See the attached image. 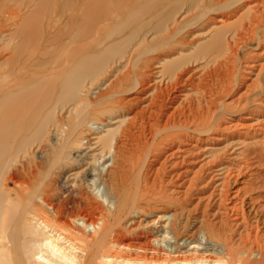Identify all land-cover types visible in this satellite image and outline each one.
<instances>
[{
    "label": "bare ground",
    "instance_id": "obj_1",
    "mask_svg": "<svg viewBox=\"0 0 264 264\" xmlns=\"http://www.w3.org/2000/svg\"><path fill=\"white\" fill-rule=\"evenodd\" d=\"M32 2L28 0L27 3ZM57 2L37 0L31 8L21 0L18 6L20 12L14 15L19 17L16 56L6 59L0 71V264H27L30 243L36 239L31 217L54 229L66 227L67 238L85 252L84 255L74 254L79 264H97L102 252L111 243L133 245L128 243L129 240L125 243L129 231L123 228V223L132 212L183 205V199L190 194L176 189H173L175 194L169 192L175 175L183 178V172L173 173L177 168L173 169L172 163H168L169 157L176 153L173 149H179L186 141L199 139V135L214 133L217 129L232 136L224 139L225 144L221 147L212 145L210 158L205 161L209 172L200 167L195 171V177L189 178L186 188L191 191L192 187L204 183L202 186L212 184L213 189L206 202L195 207L202 208L200 216L193 215L194 209L182 206L186 209L179 214L184 215V221H171L175 239L170 246H176L173 252H177L179 240L192 238L198 229L197 234L202 232L205 239L210 238L223 245L224 258H217L221 264H264V233L260 235L259 231L264 215H255L251 221L255 226L254 233L247 228L239 231L232 229L231 225H239L240 222L231 225L226 222L228 229L223 231L215 220L205 219L209 218L207 215L215 206V211L210 214L215 218L222 208L225 215L237 210L244 213L245 196L239 188L234 190L232 198L240 200H232V205L224 203L232 194L229 189L231 180L237 181L244 170L247 173L250 170L249 176L254 178L246 180L243 186L254 189L264 185V172L255 168L264 159V149L256 148L251 152L252 156L244 154V135H248L249 131L240 130L245 125L264 132V118H257L251 123L239 121L246 119L240 113L260 107V102L257 106L252 105L263 97L264 82L259 83L261 90L254 91V94L245 90L229 105L222 101L220 109L213 107L212 103L215 86L229 82L231 90L239 83L241 74L237 69L229 70L228 66L236 60L242 41L250 43L255 40L254 16L246 14L248 22L244 24L229 23V18L213 24L209 12L223 10L226 15L235 9L233 4L238 6L241 3L240 0ZM244 6L247 10L253 8L245 3L240 5V9ZM26 8L31 9L30 16L23 15ZM183 8L184 11L195 12L191 24L208 17L205 27L208 38L195 45L188 54L177 48L176 56L161 58V52H153L167 47L190 24L176 19ZM61 20L63 24L59 23ZM149 31L159 36L156 44L150 43ZM11 35L13 37L14 33ZM245 37L246 40L243 39ZM171 43L166 52L168 56L175 48L173 41ZM200 58L205 59L202 70V64L197 63ZM155 59L161 63L154 66L158 69L152 72L158 74V78L146 86L150 81L145 68ZM120 66L115 78L92 96L91 86L100 82L108 71ZM224 72L229 75L227 80H224ZM259 76L258 72L255 81ZM189 85H196L198 98L184 104L187 94L182 93ZM131 90L134 94L127 97L125 93ZM207 93L208 98L203 96ZM140 94H147L143 98L149 103L135 110L132 116L124 117L133 103L143 96ZM178 101L176 106L171 105ZM169 107H173L170 112ZM64 110H67L68 116L60 123ZM226 113L232 117L227 124H223ZM103 117L117 118L112 120L115 125H109L102 133L97 132L90 138L99 145L100 157L106 153L111 155L109 167L105 171L98 169V179L103 183L105 195L112 206H103L93 196L82 205L73 201L69 194L61 196L63 191L57 188L56 179L63 168L75 163L71 152L83 145V128L92 120L103 121ZM50 128L61 133L56 143L51 140ZM257 143V140H252L248 146ZM35 148L43 149L41 158L36 156ZM181 149L190 151L189 148ZM227 154L233 155L231 160L226 158ZM239 156L240 160L233 161ZM181 160L185 162V156ZM154 162L159 165L155 166ZM179 163L175 164L176 167ZM260 177L263 178L262 184L254 181ZM72 201V206H68ZM256 206L251 205V213L264 211V203ZM96 210L100 211L98 218L102 219L98 228V222L91 216ZM80 211L91 214L83 216V219L90 220L85 223L87 226L95 227L93 234H88L73 222V214L80 215ZM160 249L164 250L163 247ZM255 253L256 258L252 257ZM74 256H69L73 263ZM164 258L171 262L176 260L170 254ZM180 261L188 262L185 259Z\"/></svg>",
    "mask_w": 264,
    "mask_h": 264
},
{
    "label": "rangeland",
    "instance_id": "obj_2",
    "mask_svg": "<svg viewBox=\"0 0 264 264\" xmlns=\"http://www.w3.org/2000/svg\"><path fill=\"white\" fill-rule=\"evenodd\" d=\"M36 1L37 0H33L32 3H27L28 0H24V2H26V5H29V7H31V5L33 6L36 3ZM20 2L21 0H0V71L2 70L3 67L2 63L6 59H9V57L14 58L16 56L15 45L17 43V38H18L16 29L18 27L19 17L14 15L20 12L19 11L20 8L18 7ZM62 2L63 0H58L57 3L62 4ZM240 2L241 3H239L238 6H236L237 3L233 4V6H235V9L229 13L227 12L226 15L224 14L223 10L209 12L208 14L213 24H217L218 22H221L222 19H226V18H229L228 19L229 23H233L235 25H238L240 23L244 24L248 22V19L245 18L246 14H248L249 16H254V20L256 22V28L254 30L256 37L255 40H252V42L250 43H245L242 41L243 43L242 42L240 43L236 60L234 61L233 59L235 57H233L232 58L233 61L230 62L228 66L229 70L233 71L234 69H237V71L241 74L239 77L240 78L239 83L233 86L231 90L229 89L230 87L229 82L224 85L218 84V86H215L214 92L216 93H214L213 95L212 103H213V107L219 109L222 101H224L229 105L236 99L238 94H240L245 90H248L247 92L248 93L250 92L251 94H254V91L256 92V90L260 91L261 88L259 86V83L261 84V82H264V0H240ZM245 3H248L249 6L253 8L251 10H247L246 7L244 6L243 8L240 9V5ZM45 10H47V8ZM184 10L185 9L183 8L181 12L176 16L177 21H182L183 24L194 21L195 12L189 10L184 11ZM24 11L25 12L22 11L23 15H29V13H31V9L29 8L24 9ZM207 19L208 17L207 18L204 17L199 21H196L192 24L190 23L184 29H182V32L172 40L173 44H175L174 45L175 48L170 51L172 52L171 56H168V53L166 52L170 44H172L171 43L172 41L168 43L167 47H165L163 50L159 52L154 51L153 53L159 54L161 52L162 53L161 58L167 57L169 59L172 58L173 56H176L177 50L179 49H182V51H184L183 54H188L189 51H191L195 47V45L208 38V34H206L205 32L206 31L205 27L207 26ZM59 23L63 24L62 20L59 21ZM12 33H14L13 37L11 35ZM147 34L149 36L148 38L150 43L156 44L159 41L158 39L159 36L152 35V31H149ZM249 34H247V36H249ZM243 39L246 40V37ZM173 52L175 54H173ZM163 60L160 59V61ZM204 60H205L204 58H200L197 61V63L202 64ZM150 63H151L150 66L145 68V74L146 75L148 74L147 75L148 80L150 81V83H147L146 86H149L151 82H153V80H156L155 78H158L157 77L158 74H152V72L158 69V68H154V66H159L161 64L159 61H156V59L154 61H151ZM121 66L119 68L115 67L111 71H108L106 76H104L100 82L91 86V91L93 92L92 96H95L100 90L104 89L107 86L106 84L109 83L111 79L113 80L115 78ZM203 68H205V66H203L202 64L200 70H202ZM258 72L260 73L259 76L260 78L258 79V81H255L256 74ZM199 74L200 73L196 74L195 77L198 76ZM227 78H229V75H225L224 72V80H227ZM195 81L197 82L198 80ZM192 86L193 85L186 86L185 88L188 89L183 91L182 93V94H187L188 97L184 99L185 100L183 102L184 104L187 103L186 101L189 102L193 100V98L195 100L198 98L196 96L197 95L196 85H194L193 88ZM253 86L256 87H254L253 90H251ZM82 93L85 94L84 92ZM208 93L206 95L203 94V96L204 97L207 96L208 98L209 97ZM261 93H264V91ZM125 94L128 97L134 93L133 90H131L126 92ZM140 95L143 96L142 97L140 96L139 100L133 103V105L131 106V110L130 111L128 110V113L124 115V117L128 118L132 116L135 110H139L142 107H145L147 103H149L148 99L143 98L144 95L147 94H140ZM181 99H183V97ZM259 102H260L259 108L255 107L251 109L250 112L246 110L244 113H240L246 119L243 120L241 119L239 121L244 123H251V122H255L257 118L259 119L264 118V115L262 114V110L264 109V94L263 97L253 102L254 104L252 106L255 105L257 106ZM178 103L179 101L176 103H171V105L176 106ZM172 110L173 107H169L168 112ZM60 116L61 119H59V122L62 123L64 122L65 117L68 116L67 110H64ZM231 117H232L231 114L226 113L225 118L222 119V123L227 124L228 120H230ZM233 117L238 118V116H233ZM115 119L111 117H107V118L103 117V121L92 120L89 124H87L85 128H83L85 130L84 131L85 138L83 139V145L73 149L71 152L72 158L73 160H75V163L71 166H67L63 168L61 174L56 179L58 180L56 181L57 188L60 189V192L63 191L61 196H66L69 194L73 201L75 200V202L77 201L79 203H82V205H84L85 204L84 202H87L89 198L93 196L97 198V201L103 203V206H107V204L108 206H112V202H109L107 196L105 195V187L103 183L100 182L98 179V169L101 168L103 171H105L109 167V164L112 161L111 155L110 153H106L107 155L105 154L104 157L103 156L100 157L99 145L93 143L94 139L90 138L91 137L90 135H96L97 132L102 133L105 128L110 127L109 125L114 126L115 123H112L113 122L112 120ZM240 130L241 132L246 130L249 131L248 135H244V137H246L245 144L243 147L244 154H250V156H252L251 152H254L256 148L258 150L264 149V137H262L264 135V132H262V130L256 131L254 128H252V126L247 127L245 125L244 127H240ZM49 131H50L49 135H51L52 142L56 143V141L61 137V133L58 131L57 133L56 130L53 128H50ZM225 132L226 133H223L222 130L217 129L214 131V133L213 132L205 133V134L203 133L201 134V136L200 135L198 136L199 139H192L186 141L185 143L180 145L179 149L177 147L173 149L176 150V153L175 155L169 157L170 161L168 163L169 164L172 163L173 169L177 168L173 171V173H176L178 171L183 172L182 174L183 178L175 175L174 183L173 185H171L172 187L169 186L171 187V191L169 192L175 194V191L173 192V189H176L181 193L183 192L185 193V191H188V193L190 194L183 199L184 201L183 205L180 204L179 206L178 205L166 206V204H159L162 205L163 207L166 206V208L156 207L155 209L147 210L144 212L143 211L135 212V213L132 212L123 223L124 226L123 228L129 231L128 234L126 235L128 238L125 240V243L128 242L129 240L128 243H132V244L134 243V244L131 246L128 245L125 246L124 244L120 245L116 243L115 244L111 243V245L109 244L102 252L101 256L98 258L97 264H128V263L129 264H221L219 259L217 258L218 257L224 258L223 245L221 243H216L212 241L210 238L205 239L204 237L206 236L202 232L197 234L196 232L198 231V229L195 230L192 238H189L185 241V238L183 237L179 240V245L177 246V250H178L177 252H173L176 246L174 245L170 246V244L174 243V239H175L173 232L171 231V225H172L171 221L173 223L184 221V215L179 214L180 212H183L186 209V208H182V206L184 207L186 206L189 209L190 208L194 209L193 211L194 216H200V214L203 213L202 208L200 209L199 207L198 209H196L195 207L196 205L202 206L206 202L207 195L209 194V192L212 191L213 185L209 184L204 187L202 186L204 183H200L198 187H192L191 191H189L186 188L189 183V178L195 177L196 174L194 173L200 167L201 169L204 168L207 172H209L207 170L208 164H206L205 161L210 158L209 157V154L211 153L210 148L213 147L212 145H216L214 147H221L222 145L225 144L224 139H226L229 136H232L231 134L228 136L229 132L227 131ZM234 138H238V137H233L232 139ZM241 139H243V137H241ZM252 140H257L258 143L254 144V146L252 145L248 146L249 142H252ZM181 148L183 149L189 148L190 151L187 150L183 151ZM231 149L229 151H232ZM42 151L43 149L39 150L38 148H35V154L38 158H41L44 155V152ZM169 152H171V150H169ZM227 155L228 156H226V158L229 157L228 160H231V157L233 155L232 154L231 155L227 154ZM184 156L187 160V161L185 160V162L181 160L182 158H184ZM237 158L238 159L233 161H238L241 159L240 156ZM66 159L68 158L66 157ZM154 163L155 166L159 165V163L157 162ZM177 163H179V165H177L176 167L175 164ZM255 168L257 169V171L261 170L262 172H264V159L259 161L257 163V167ZM244 172L245 170L240 174V178L237 181L233 182V180H231L232 183L229 185V189L232 194L230 195V198L224 202L225 204L232 205L233 204L232 200L239 201L240 199L236 197L232 198V196L234 195L233 193L234 190L239 188L242 196H245V202L243 204L244 213H242L241 210H237L232 212L229 211V214L225 215L223 213V210L225 209L222 208V210L218 212L217 217L215 218L214 215H210L212 214V212L215 211L216 209L215 206V208H213V211L211 209V212L207 215V217L209 218L205 217V219L208 220L210 219H212L213 221L215 220V222H217L220 225V227H222L223 231L228 229L226 222H228L230 225L235 222L237 223L240 222L239 225H231L232 229H237V231H239L242 228H247L250 229L252 233H254L255 226L252 224L251 221L255 218V215L258 214L264 215V211L257 213L250 212L251 205L259 206L261 203L262 204L264 203V185L258 187L256 186L254 189H249L247 185L243 186V184L246 183V180L249 181L251 180L252 177L249 176L251 172L250 170L248 171V173L247 172L244 173ZM208 178L209 176L206 177V179ZM259 179H254V181H258L257 183L260 182L262 184L263 178L260 177ZM11 186H13V183H11ZM80 194L82 196H80ZM250 197H254V199L251 200ZM73 201L69 203L68 206H72V203H74ZM47 207L49 206L47 205ZM79 213L81 214L78 215L77 213H74L73 214L74 218L72 217L74 220L72 218H70V220L71 221L73 220V222L77 224V226L83 228L86 232H88V234H93L95 231V227L93 225L87 226L85 224L86 222L87 223L90 222V220L87 218L85 219V217L90 216L91 214H88L86 211H80ZM173 213L175 214L172 215ZM100 215H101L100 211L98 210H96L94 214L91 215L92 219L98 222L96 228H98L99 225L102 223V219L98 218L100 217ZM83 216H85L84 219ZM198 219L200 220L201 217H199ZM31 220H32L31 222L34 224L33 228L36 239L30 243V249L27 253V257H29V259L26 262L27 264H79L78 257H75L74 254L76 253L78 255H84L85 252L77 248L76 243H73V241L67 238L68 234L66 231V227L64 229H54V227L45 226L43 222L37 220L36 218L31 217ZM200 221L203 222L202 219ZM84 225L86 228H84ZM259 228L261 235L264 233V223H261ZM135 241H141V243L139 242L135 243ZM146 241H149L150 244L147 245L146 243L149 242ZM161 247H163L164 250H161L160 249ZM169 254L171 256H174V258H176L174 262L168 261L166 258H164L167 255L169 256ZM69 256L75 257L74 258L75 263L71 261ZM178 257H180L181 259H179ZM252 257L256 258L257 254L256 253L253 254ZM183 259L187 260L188 262L180 261Z\"/></svg>",
    "mask_w": 264,
    "mask_h": 264
}]
</instances>
